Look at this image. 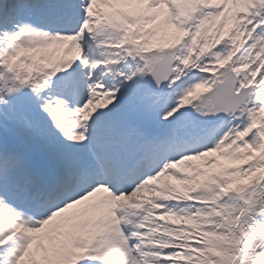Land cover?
I'll return each instance as SVG.
<instances>
[{
	"label": "snow or ice",
	"instance_id": "1",
	"mask_svg": "<svg viewBox=\"0 0 264 264\" xmlns=\"http://www.w3.org/2000/svg\"><path fill=\"white\" fill-rule=\"evenodd\" d=\"M0 264H264V0H0Z\"/></svg>",
	"mask_w": 264,
	"mask_h": 264
},
{
	"label": "rangeland",
	"instance_id": "2",
	"mask_svg": "<svg viewBox=\"0 0 264 264\" xmlns=\"http://www.w3.org/2000/svg\"><path fill=\"white\" fill-rule=\"evenodd\" d=\"M221 161L223 164H225L227 166H232L236 163V161L228 159V158H221Z\"/></svg>",
	"mask_w": 264,
	"mask_h": 264
}]
</instances>
